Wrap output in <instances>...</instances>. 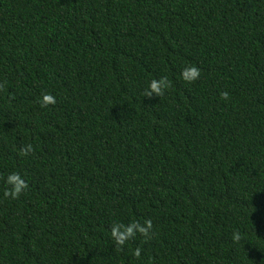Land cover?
Returning <instances> with one entry per match:
<instances>
[{
    "label": "trees",
    "instance_id": "trees-1",
    "mask_svg": "<svg viewBox=\"0 0 264 264\" xmlns=\"http://www.w3.org/2000/svg\"><path fill=\"white\" fill-rule=\"evenodd\" d=\"M0 84V264H264V0H0Z\"/></svg>",
    "mask_w": 264,
    "mask_h": 264
},
{
    "label": "clouds",
    "instance_id": "clouds-1",
    "mask_svg": "<svg viewBox=\"0 0 264 264\" xmlns=\"http://www.w3.org/2000/svg\"><path fill=\"white\" fill-rule=\"evenodd\" d=\"M201 75V69L195 65H187L181 71V77L184 81L192 83L199 79ZM3 85L0 84V90L3 89ZM171 87V82L166 76H162L159 79H152L149 81L148 87L144 91V96L151 99L153 96L161 97L165 91ZM221 100H228L229 93L227 91L220 92ZM56 98L54 95L48 92H44L41 95L40 105L41 107H48L54 105ZM34 152L32 144H27L21 147L20 154L23 156H29ZM4 197L11 199H19L21 194L28 188V183L21 177L20 173L12 172L8 174L5 179ZM153 228L152 220L146 219L143 224L139 221H132L129 224L114 223L111 227V237L115 241V245L122 249L127 241L136 237L137 233L145 238V241L151 238V230ZM241 239L239 232L233 233V240L238 242ZM133 255L139 258L141 255V249L137 247Z\"/></svg>",
    "mask_w": 264,
    "mask_h": 264
}]
</instances>
